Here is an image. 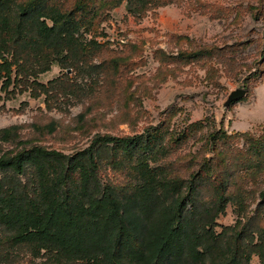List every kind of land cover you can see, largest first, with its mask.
<instances>
[{"label":"trees","instance_id":"1","mask_svg":"<svg viewBox=\"0 0 264 264\" xmlns=\"http://www.w3.org/2000/svg\"><path fill=\"white\" fill-rule=\"evenodd\" d=\"M123 1L138 18L171 3L191 11L213 10L217 16L229 12L201 0H74L69 9L47 0H0V90L14 75L32 97L47 95L59 78L45 84L36 79L53 56L76 52L80 29L102 9ZM247 10L256 20L263 13L253 4ZM245 46L199 44L175 56L160 55L164 63L170 58L182 64L203 62L208 71L216 61L239 77L249 69L234 61ZM249 72L257 80L262 70ZM33 128L52 133L56 123ZM151 129L123 137L96 133L87 147L65 154L23 139L18 125L0 128V264H249L253 254L264 264V238L255 242L253 237L263 235L258 218L242 228L237 220L219 233L214 230L228 203L238 205L242 214L252 192L249 184L264 183V134L238 135L244 147L231 151L225 149L231 136L222 130L210 133L213 156L184 178L156 164L152 155L167 153L166 134ZM195 129L190 124L170 140L172 148ZM110 153L113 159L135 156L128 163L134 180L127 186L101 182L100 164ZM257 191L264 205V184Z\"/></svg>","mask_w":264,"mask_h":264},{"label":"rangeland","instance_id":"2","mask_svg":"<svg viewBox=\"0 0 264 264\" xmlns=\"http://www.w3.org/2000/svg\"><path fill=\"white\" fill-rule=\"evenodd\" d=\"M201 1L229 12L217 16L213 10L191 11L171 3L138 18L127 12L126 1L102 9L76 34L77 51L54 55L49 69L37 76L36 81L43 84L59 78L47 95L32 97L12 75L10 85L0 90V128L18 125L23 139L65 154L87 147L96 133L123 137L147 128L159 129L166 134L167 153L156 151L152 155L156 164L184 178L213 156L210 133L224 131L232 137L225 149L241 150L244 141L238 135L264 134V62L260 63L264 59V0ZM47 2L69 9L74 0ZM248 4L263 9L257 20L250 16ZM238 43L246 46L236 51L235 63L251 70L259 67L262 73L257 80L250 78L249 69L232 77L216 61L208 71L209 64H182L173 58L164 63L160 55L175 56L190 45ZM7 58L10 61L12 55ZM237 88H246V95L230 101V93ZM51 121L56 123L52 133L33 128ZM193 123L196 129L186 141L172 148L170 140ZM217 145L219 149L224 146ZM134 158L113 159L110 153L100 164L101 182L127 186L134 180L128 165ZM263 184H249L252 192L243 202L242 214H238V205L228 203L215 220L214 230L219 233L237 220L242 228L248 220L258 218L263 235L255 233L254 241L264 238V205L257 191ZM249 264H261L260 257L253 254Z\"/></svg>","mask_w":264,"mask_h":264},{"label":"water","instance_id":"3","mask_svg":"<svg viewBox=\"0 0 264 264\" xmlns=\"http://www.w3.org/2000/svg\"><path fill=\"white\" fill-rule=\"evenodd\" d=\"M246 93H247L246 88H237L236 90H234L230 93L229 100L230 101L238 100V99L244 97L246 95Z\"/></svg>","mask_w":264,"mask_h":264}]
</instances>
